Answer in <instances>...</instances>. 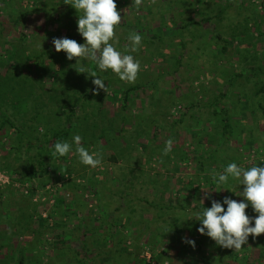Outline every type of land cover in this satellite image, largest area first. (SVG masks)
<instances>
[{
	"label": "rangeland",
	"instance_id": "rangeland-1",
	"mask_svg": "<svg viewBox=\"0 0 264 264\" xmlns=\"http://www.w3.org/2000/svg\"><path fill=\"white\" fill-rule=\"evenodd\" d=\"M115 3L121 21L110 42L128 54L129 33L142 34L131 52L141 67L130 84L110 70L98 73L107 90L88 102L82 95L93 88V77L79 71L82 65L94 69L93 62L67 60L52 45L64 37L84 43L69 0H0V83L7 84L0 91L6 118L0 174L9 177L0 184V264H264V233L250 235L241 250L224 249L197 232L192 215L202 200L209 208L225 196L242 199L227 190L203 199L201 188L215 189L209 170L264 163V74L249 72L264 71V0ZM243 29L239 37L236 31ZM224 42L228 50L221 54ZM129 88L135 89L122 111ZM74 96L82 98L75 115L87 119L82 124L89 131L116 130L113 143L81 140L102 155L94 169L81 165L74 149L53 160L57 155L45 144L64 126ZM217 99L227 109L231 138L221 137L223 115L213 113ZM77 122L72 137L81 131ZM168 139L172 150L164 155ZM39 156L46 175L29 177L26 171L38 166ZM230 186L243 190L235 181ZM245 211L255 215L250 207ZM109 231H118L129 251L117 250V238L106 242Z\"/></svg>",
	"mask_w": 264,
	"mask_h": 264
},
{
	"label": "clouds",
	"instance_id": "clouds-1",
	"mask_svg": "<svg viewBox=\"0 0 264 264\" xmlns=\"http://www.w3.org/2000/svg\"><path fill=\"white\" fill-rule=\"evenodd\" d=\"M141 0H136L139 5ZM69 5L75 9L77 15L76 30L83 38L84 43H78L69 38H53L54 50L63 51L67 60L73 58L91 60L94 69H87L83 65L79 73H88L93 77L94 86L90 91L96 94L103 90L106 92L105 80L98 73L111 71L119 81L125 83L135 82L140 70V61L131 54L135 52L142 40V34L129 33L130 41L128 54L122 53L114 47V29L120 24L121 15L116 9L115 0H69ZM41 48V44L39 45ZM75 63V64H76ZM82 137L73 135L71 142L56 141L52 147L54 155L63 157L73 149L81 165L90 169L97 168L102 164V155L97 151L89 150L81 145ZM173 141H165L163 154L167 155L172 150ZM209 176L215 184L214 190L201 188L204 192L203 199H210V193L227 190L234 195L242 197L237 201L225 196L222 200H211V206L205 208L200 202L201 208L193 213L195 220L199 222L197 232L210 238L215 245L232 250H241L242 245L247 244L248 237L253 239L264 233V163L252 164L245 168L238 166L236 162L228 163L223 171L209 170ZM235 181L237 186H243L242 191L231 188L230 182ZM226 206V207H225ZM251 208L254 216L246 213ZM190 246L195 242L186 239Z\"/></svg>",
	"mask_w": 264,
	"mask_h": 264
},
{
	"label": "trees",
	"instance_id": "trees-1",
	"mask_svg": "<svg viewBox=\"0 0 264 264\" xmlns=\"http://www.w3.org/2000/svg\"><path fill=\"white\" fill-rule=\"evenodd\" d=\"M232 0H230L231 2ZM208 21V20H206ZM247 30L246 29H243V30H239V31H236L237 35L240 37L242 35H245V32ZM174 32V31H173ZM154 38H157V39H160L161 38V35L158 34L156 36H154ZM225 44L222 45L221 47V51L220 53L221 54H225L228 50V47L226 46V42H224ZM61 71V70H60ZM249 72L253 75H257V74H264V71H260L259 69H249ZM6 86L7 84L5 82L3 83H0V91H5L6 90ZM94 87V86H93ZM135 88H129L128 90H126L123 95H122V101H123V104H122V111L125 110V106L127 104V99H128V95L131 91H133ZM261 90L264 92V88ZM10 96L12 97L13 95L10 93ZM83 98H86L88 100V102H90V100L92 99H95V97L97 96V93L96 94H93L91 91L88 92V93H85L82 95ZM98 98L100 102H103V97L100 96V94L98 95ZM218 99L215 100V108L213 110V113L215 115L221 113L223 115V118H222V125H221V130H222V135L221 137L223 139H227V138H231V133H232V129L233 127L231 126V124L229 123V119H228V114H227V109H225V107H221L219 108L217 105L218 103ZM102 103H100L99 105V108H103L101 106ZM81 108L83 109V102H82V98L80 96H74L73 98H70V103L68 105V112L65 114L64 116V126L60 129V128H57L54 130L53 134H52V137L49 138V140L46 138V141H45V144L49 145V148L51 149V151L54 152L53 150V147L52 145L56 142V141H68L71 137H72V134H71V129H72V126L74 125L73 124V119H76V120H79V122L77 123H80L82 124L83 121H86L87 119H83L82 116L79 117V116H76L75 115V108ZM262 113L264 115V109H262ZM0 116H2V118L4 119L1 124H0V128L2 126L5 125V120L6 118L4 117L5 115H3L1 112H0ZM125 121V116H124V113L121 112V118L119 120V123H123ZM84 125H88V123H83L81 126V131L78 132L80 134V136L82 137V140L84 139H87V138H90V139H93V138H96L95 140H103L104 139V143L105 144H109V143H113L111 140H112V136L110 135V133H114L116 132L115 131H112V127L111 126H104L102 129H100L98 135H95L91 130L89 131V129L84 126ZM110 125V124H109ZM121 125V124H120ZM122 130V126L119 128L118 131H121ZM16 132H19L22 136L23 134L21 133V131H17V129L15 130ZM17 144H16V148L19 147L20 144V136H18L17 138ZM83 144V143H81ZM25 147V151L26 152H29V150L32 148V144H31V140H26V145L24 146ZM122 153L121 152H118V157H122L121 155ZM39 155H41V152H39ZM40 158V161H38V166L34 169V167H31L30 169H28L26 171V174L29 175V177H36V176H44L46 175V169H45V166H44V163L42 162L41 160V156H39ZM59 158H64L63 157H59V156H55V158L53 160H56V159H59ZM110 160L112 162H117L118 158L115 156V155H112V157L110 158ZM1 162V161H0ZM202 166V165H200ZM5 169H8L9 167H4ZM202 168V167H201ZM30 198V197H29ZM151 208H155L156 206L152 203L151 205ZM169 208L167 210H170V208H173V206H168ZM150 208V207H149ZM160 209L163 208V207H159ZM123 228L125 227L124 225L122 226ZM115 238H117V242L116 244L114 245L118 251H127L128 249L125 248L124 246V242H125V239L119 234L118 231H116L115 233H111L110 231L107 233V236L105 238V241L109 242V243H112V240H114ZM129 251V250H128ZM18 264H23V261L20 260L18 262Z\"/></svg>",
	"mask_w": 264,
	"mask_h": 264
},
{
	"label": "built area",
	"instance_id": "built-area-1",
	"mask_svg": "<svg viewBox=\"0 0 264 264\" xmlns=\"http://www.w3.org/2000/svg\"><path fill=\"white\" fill-rule=\"evenodd\" d=\"M8 183H9V177H7L6 175L0 174V184L5 185ZM24 193L27 194V191H24Z\"/></svg>",
	"mask_w": 264,
	"mask_h": 264
}]
</instances>
